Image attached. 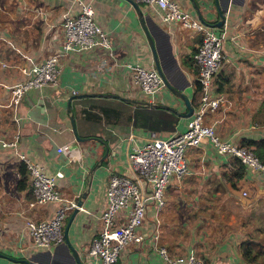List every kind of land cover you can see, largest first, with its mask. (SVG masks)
<instances>
[{"label":"crops","instance_id":"0c3cea01","mask_svg":"<svg viewBox=\"0 0 264 264\" xmlns=\"http://www.w3.org/2000/svg\"><path fill=\"white\" fill-rule=\"evenodd\" d=\"M82 1L91 5L94 20L107 32L111 54L102 48L63 53L58 59L56 84L25 91L12 107L8 87L25 77L21 67L28 69L60 51L62 15L75 14L78 5L74 0H0V141L16 135L15 147L0 144V264H94L86 248L105 206L107 175L118 172L133 176L127 152L152 135H166L133 127L128 111L118 108L102 117L97 126L87 123L88 130L80 119L84 109L111 106L116 97L107 93L144 99L131 86L123 65L136 61L153 66L133 3L144 18L166 81L187 97L190 106L194 107L198 98L191 54L199 33L179 23L161 22L156 7L148 4ZM175 1L188 16L199 19L191 0ZM194 2L199 20L224 32V57L212 80L222 101L215 111L207 112L206 121L222 139L233 143L264 139V0H216L223 10L221 26L213 25L218 20L214 0ZM85 97L91 101H85ZM69 98L75 129L89 132L81 141L75 139L70 128L66 110ZM153 101L178 113L174 130L185 128L190 117L181 115L187 110L181 98L161 86ZM57 146L61 151H56ZM17 151L45 172H62L57 185L61 196L58 203L27 204L30 183L26 174L25 186L17 187V165L21 162ZM184 157L185 174L169 179L161 208L156 210L151 201L147 202L138 229L144 237L127 244L116 264H166L152 243L155 230L158 243L170 255L191 251L204 264H241V241H255L251 233L264 232L263 176L243 166L239 178H230L231 157L217 154L206 141L187 147ZM79 198L81 204L76 206ZM69 201L74 205L66 210L62 232L68 216L74 208L76 211L64 231L67 242L63 234L62 242L49 248L35 247L24 221L46 219L57 205Z\"/></svg>","mask_w":264,"mask_h":264},{"label":"built area","instance_id":"2783aa9c","mask_svg":"<svg viewBox=\"0 0 264 264\" xmlns=\"http://www.w3.org/2000/svg\"><path fill=\"white\" fill-rule=\"evenodd\" d=\"M78 5L75 14H64L60 21L62 39L60 51L49 54L28 69L21 67L25 77L8 87L9 104L15 107L21 95L29 89L54 86L59 73V57L67 51L102 48L111 54V41L107 32L94 20L93 9L88 2L74 0ZM148 4L157 9L163 23L175 22L182 27L199 33V42L191 54L196 68L198 98L192 107L190 119L181 131L173 130L166 135H152L142 144L133 146L127 152V159L133 176L110 172L105 182V206L99 214V226L91 237L86 254L94 264H116L120 251L129 243L140 242L144 234L138 230L142 223L145 206L151 201L158 210L164 205L163 191L171 177L185 174L187 164L184 151L187 147L208 142L217 154L236 157L244 167H248L264 177V161H261L249 145L233 143L222 139L211 122L206 121L207 112L215 111L222 95L213 87V77L221 65L224 32H217L195 17L188 16L175 0H132ZM131 86L139 90L143 100L153 101L155 94L163 86V81L153 66H143L134 61L123 63ZM16 135L9 140H1L3 146L15 147ZM56 151H61L57 146ZM24 164L30 183L31 197L28 205L59 202L58 180L63 176L57 170L45 172L37 162L16 152ZM244 193V192H242ZM74 205L72 201L57 205L50 217L40 220L30 218L24 227L35 247L49 248L63 241L62 227L66 210ZM154 249L166 264H204L203 260L189 251L170 255L165 246L158 243V231L151 234Z\"/></svg>","mask_w":264,"mask_h":264},{"label":"trees","instance_id":"16d2710c","mask_svg":"<svg viewBox=\"0 0 264 264\" xmlns=\"http://www.w3.org/2000/svg\"><path fill=\"white\" fill-rule=\"evenodd\" d=\"M198 90V88L196 87ZM219 91L218 88L215 89ZM85 101L90 100L91 98L85 97ZM91 101V100H90ZM111 106L101 105L98 109H84L83 116L80 118L85 123H89L90 125H99L102 117L110 115V113H114L116 108L128 111V118L133 127L139 128L144 131L153 132V133H162L166 134L172 132L175 129L178 120V113L173 112L169 109L158 108V107H145L143 105L135 104L133 107L130 103H126L118 98H114L110 103ZM190 117V116H188ZM85 128V130H88ZM76 133L78 136L87 137L89 132L81 133L78 128L76 129ZM240 144V143H239ZM242 145H248L252 147L254 153L257 157L264 161V139H255V140H246L241 143ZM232 170L230 171V178H239L241 176V171L243 170V164L236 158L231 157ZM17 171L19 174V178L17 180V187H24V183L26 181V169L22 162H19L17 165ZM253 240H243L240 243V255L242 257V262L247 264H256L253 261L252 250L254 248Z\"/></svg>","mask_w":264,"mask_h":264},{"label":"water","instance_id":"95a60500","mask_svg":"<svg viewBox=\"0 0 264 264\" xmlns=\"http://www.w3.org/2000/svg\"><path fill=\"white\" fill-rule=\"evenodd\" d=\"M132 3H133V1H132ZM191 4H192L194 10L196 11L198 18L200 20H202L201 16H200V13H199V9H198L196 3L194 2V0H191ZM214 4H215V10H216L217 15H218V20H216L213 23V25L221 26V24H223V21H224L223 10H220V8L217 6L216 0H214ZM133 6H134V8L137 11L139 26H140V28H141V30L143 32V35L145 36V39L147 41V44L149 46V49H150V52H151V56H152L153 66H154L155 70L157 71V73L159 74V76L161 77V79L163 81V86L167 87L171 92H173L175 95H177L179 98H181V100L185 104L187 110H186L185 113H182L181 115L183 117L190 116L191 112H192V106H190L188 104L187 97L184 94H182L180 91L172 88L170 86V84L166 81V79L164 78V76L162 74V71L160 70V67H159V64H158V61H157V58H156V52H155V49H154L153 41H152L150 33H149V31H148V29H147V27L145 25L144 18L142 17L141 12L138 10V7L136 6V4L133 3ZM205 24H207V23H205ZM209 25H211V24H209ZM76 95L77 96H81V95H84V94L82 93V94H76ZM105 95L116 97V98H118V99H120V100H122V101H124L126 103H131L133 105L139 104V105H143L145 107L165 108V109H169V110L175 112V110L172 107H169V106H167L164 103H159V102L149 101V100H140V99H135V98L127 97V96L116 95V94H112V93H107ZM69 100H70V98L66 101V110L68 112L70 128H71V131H72L75 139L78 140V141H81V140H84L85 137L78 136L77 133H76V129H75V126H74V117H73V115L70 112ZM105 155H106V152L103 153V157ZM82 196H83V194H81V198H82ZM80 204H81V200L79 198L77 200V202H76V206H80ZM75 211H76V209L74 208L72 213L68 216V218H67V220L65 222V225H64V231L66 230L67 225H68V223H69V221H70V219H71V217H72V215H73V213ZM64 231H63V234H64ZM64 241L67 242L65 234H64ZM73 256H74L75 261L79 262V259L75 256V254H73Z\"/></svg>","mask_w":264,"mask_h":264},{"label":"rangeland","instance_id":"374dc122","mask_svg":"<svg viewBox=\"0 0 264 264\" xmlns=\"http://www.w3.org/2000/svg\"><path fill=\"white\" fill-rule=\"evenodd\" d=\"M84 127L87 128V123H84ZM251 236L255 238V246L252 250L253 261L256 264H264V232H261V234L253 232Z\"/></svg>","mask_w":264,"mask_h":264}]
</instances>
